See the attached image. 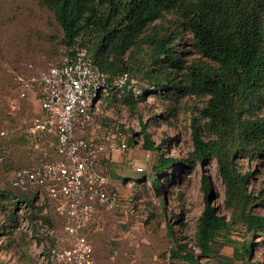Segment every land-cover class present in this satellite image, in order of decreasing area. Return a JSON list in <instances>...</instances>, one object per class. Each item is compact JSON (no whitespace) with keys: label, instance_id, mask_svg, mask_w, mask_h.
Listing matches in <instances>:
<instances>
[{"label":"trees","instance_id":"obj_1","mask_svg":"<svg viewBox=\"0 0 264 264\" xmlns=\"http://www.w3.org/2000/svg\"><path fill=\"white\" fill-rule=\"evenodd\" d=\"M39 4L52 13L64 49L86 48L109 82L124 73L144 79L146 86L137 95L128 85L119 89L109 83L106 92L112 102L122 99L133 106L160 91L176 102L185 96L199 100L197 113L190 118L191 150L185 158L159 153L152 166L153 187L159 192L164 183L159 178L173 174L177 167H203L214 160L229 215L217 212L211 178L203 168L204 206L193 240L197 253L184 238H174L166 223L174 238L170 263L200 264L201 258L214 256L222 264H260L248 258L253 253V238L264 239V214L254 210L264 207V176L258 188H251L252 171L243 170L240 160H264V0H39ZM172 12L177 16L176 25L190 35L191 50L197 56L192 60L185 58L186 50L180 46V30L152 26ZM139 51L142 57L138 58ZM141 129L144 149L155 150L144 124ZM23 135L38 158L28 166L32 167L39 155L25 131ZM11 189L13 192L0 189V204L10 203L9 224L17 225L14 211L25 202L28 228L44 239L47 251L55 244V234H38V221L49 224L54 219L62 227V217L46 203L40 204L43 201L36 193L19 191L12 181ZM42 206L48 208L47 215ZM89 224L91 221L84 227L85 233ZM226 245L232 247L231 256L220 252Z\"/></svg>","mask_w":264,"mask_h":264},{"label":"rangeland","instance_id":"obj_2","mask_svg":"<svg viewBox=\"0 0 264 264\" xmlns=\"http://www.w3.org/2000/svg\"><path fill=\"white\" fill-rule=\"evenodd\" d=\"M176 22L177 16L172 12L152 26L156 25L159 29L166 26L172 32L180 30V46L186 50L185 58L192 60L197 56L191 50L190 35ZM61 38L62 32L52 13L43 8L39 0H0L2 190L13 192L11 181L15 172L33 165L38 159L29 150L23 134L31 118L39 112V101L33 93L23 99L18 96L15 75L22 73L36 76L42 72L64 53ZM140 54L141 51L136 56L142 57ZM143 56L147 57L146 53ZM131 77L137 88L143 90L146 83L141 75L133 73ZM198 103L199 100L192 96H185L176 102L161 91L146 95L133 106L125 104L122 99L112 102L107 92L96 99L93 121L86 133L90 135L100 124H119L128 146L125 150L114 149L111 152L110 176L112 186L120 192L121 205L114 211H103L93 216L91 224L87 226V239L92 246L89 264H171L169 249L175 237L184 238L197 253L193 240L204 206V193L201 189L203 168L211 178L215 194L213 204L219 214L228 218L229 213L223 203V185L214 160L203 167L200 164L190 168L177 167L173 174L159 178L160 182H164L159 192L153 187L152 166L157 162L159 153L185 158L191 150L190 118L197 113ZM143 124L155 150L143 147ZM1 131H4L3 135ZM240 165L243 170L252 171L251 188H258L264 176V160H240ZM137 167L143 170L138 172ZM165 178L168 179L164 181ZM9 204L8 201L0 204V264H44L41 254L45 251L46 242L34 235L29 225L23 223L20 209L14 211L18 223L11 227L7 220L10 217L7 216ZM3 206L8 208L2 210ZM47 209L43 207L46 215ZM254 210L264 214V207H256ZM166 223L171 225L174 238L168 233ZM49 225L55 232L53 243L56 244L63 238V229L54 219H50ZM235 236L242 240L241 236ZM253 239V253L248 260L264 264V239ZM220 252L231 256L232 247L222 246ZM200 264L222 263L212 256L201 258Z\"/></svg>","mask_w":264,"mask_h":264},{"label":"built area","instance_id":"obj_3","mask_svg":"<svg viewBox=\"0 0 264 264\" xmlns=\"http://www.w3.org/2000/svg\"><path fill=\"white\" fill-rule=\"evenodd\" d=\"M15 82L20 98L33 93L39 101V112L25 129L39 160L17 170L12 186L36 193L63 219V238L41 254L42 262L89 264L92 246L83 229L93 216L120 207L121 195L110 176V156L112 150L128 146L119 124L97 125L90 135L86 133L94 103L109 83L119 89L128 85L135 95L140 90L127 73L109 82L84 47L65 50L36 76L16 74ZM20 211L23 223L29 225L25 202ZM37 225L38 234L54 235L49 224L39 220Z\"/></svg>","mask_w":264,"mask_h":264},{"label":"water","instance_id":"obj_4","mask_svg":"<svg viewBox=\"0 0 264 264\" xmlns=\"http://www.w3.org/2000/svg\"><path fill=\"white\" fill-rule=\"evenodd\" d=\"M211 200H212V196L209 197V201H211Z\"/></svg>","mask_w":264,"mask_h":264}]
</instances>
